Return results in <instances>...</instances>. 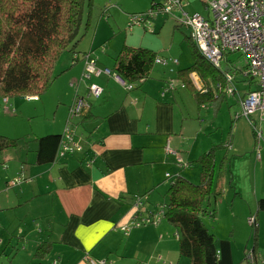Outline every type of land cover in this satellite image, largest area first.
<instances>
[{"label": "crops", "instance_id": "0c3cea01", "mask_svg": "<svg viewBox=\"0 0 264 264\" xmlns=\"http://www.w3.org/2000/svg\"><path fill=\"white\" fill-rule=\"evenodd\" d=\"M107 1L106 5L98 7L96 18L93 11L82 50L69 51L68 64L60 67L63 78L60 84L67 95L59 102L62 110L69 109L77 97L86 102L83 111L72 120L75 140L82 146V151L56 157L50 163H37V139L50 134L61 135L67 118L62 122V131L28 138V146H21L16 140V145L9 147L11 149H0V264H90L89 260H106L107 264H151L153 251L168 249L167 239L163 242L162 235L168 227L161 220L156 226L122 234L120 228L132 217V201L136 196H145V208H155L160 198L166 196L173 177L189 181L200 179L201 166L197 161L209 152L214 153V178L219 180L223 175L225 187L220 191V200L215 201L213 219L209 222L211 226L220 224V208L232 217L229 233H224L223 226L218 225L211 230L216 238L218 264H255L258 259L264 264L261 249L264 213L257 209L258 200L264 198V133L263 141L257 146L249 123L250 129L246 128L245 133L238 129L237 133L232 131L231 125L230 133L226 137L221 133L216 141L220 129L217 118L225 112L224 106L229 108L235 102L239 106L238 96L255 89V84L242 77L237 80L232 72H240L232 65H226L223 72L234 77L237 91L236 95L228 96L219 89L224 77L221 70L211 68L214 70L212 75L185 73L182 70L187 68H181L179 61L176 64L168 62V66L153 64L149 77L135 84L132 90L111 76L86 79L82 61L85 53L95 58L99 67L107 69L113 68L114 58L125 45L152 51L158 58H167L165 54H158V43L147 35L159 32L166 15L150 21L151 32L146 25H141L127 27L132 30L129 36L120 33V25H127L129 15L147 8L152 0ZM196 1L186 0L185 10L200 15L206 12L207 15L203 1L198 0L200 12L194 4ZM109 12L111 19L108 21L104 18ZM119 20L122 23H118ZM183 29V37L189 41V33ZM139 37L140 44L127 42L130 38L137 42ZM190 42L188 47L192 54L195 46L191 39ZM171 80L174 88L166 89ZM190 81L197 92L209 93L205 100L199 102L192 88L186 90L184 84ZM236 82L242 83L240 91ZM91 83L104 90L98 99L88 96ZM46 95L30 98L37 99L46 108ZM3 99L1 104L9 110L10 100L4 102ZM211 109L213 118L210 117ZM260 117L264 119V113L262 116L255 114L253 119L259 122ZM26 118L31 120L33 117ZM241 118L239 106L231 123ZM225 144L229 146L225 147ZM219 152H222V158L218 169L216 156ZM189 166H196L199 173L192 174ZM240 167L243 188L234 179ZM18 177H22L21 182L11 185L10 182ZM232 208L235 209L231 211ZM251 216L256 219L257 236L251 262L247 258L246 263L245 258H241L243 241L239 239V225L247 229L249 237V224L245 220ZM204 223L210 230L208 221Z\"/></svg>", "mask_w": 264, "mask_h": 264}, {"label": "trees", "instance_id": "16d2710c", "mask_svg": "<svg viewBox=\"0 0 264 264\" xmlns=\"http://www.w3.org/2000/svg\"><path fill=\"white\" fill-rule=\"evenodd\" d=\"M92 10L91 0H0V100L15 96L23 98L43 95L56 80L54 67L62 53L66 51L75 53L74 48L79 39L90 28ZM195 48L193 47L192 53L193 64L182 71L212 75L214 70L210 68L213 67ZM87 56L91 57L89 53L82 56L83 63ZM155 58L156 54L152 51L125 45L114 58L113 68L110 70L127 84H134L132 88L134 89L135 84L149 77ZM165 66H168V63ZM221 81L224 85V77ZM223 85L219 87L221 91ZM184 86L190 90L192 88L194 97L199 102L209 95L197 92L191 81L186 82ZM173 88L171 80L166 89ZM60 136L50 134L37 139L38 164L55 160ZM15 145L16 140L0 136V149ZM226 146L229 144H225ZM213 154V152L204 154L197 161L201 166L197 184L179 176L170 180L166 191V203L149 209L144 205L145 196H136L132 201L131 220L125 224L129 231L124 234L120 228V232L129 235L133 229L156 226L153 222H141L135 226L134 217L137 215L139 221L152 220L157 210L162 208L164 211L162 219L177 230L179 255L187 258L189 264H218L215 235L206 226L205 221L203 222L204 217L212 218L214 215V210L209 204L210 197L214 196L215 202L218 194L222 196L214 187ZM166 177L170 178L169 175ZM257 209L259 213H264V198L258 200ZM252 227L256 232V219Z\"/></svg>", "mask_w": 264, "mask_h": 264}, {"label": "built area", "instance_id": "2783aa9c", "mask_svg": "<svg viewBox=\"0 0 264 264\" xmlns=\"http://www.w3.org/2000/svg\"><path fill=\"white\" fill-rule=\"evenodd\" d=\"M207 16L198 13L190 14L185 10L186 0H154L152 6L141 15H133L129 18L127 27L146 25L151 32L150 21L159 15H171L177 25L185 28L191 41L213 68L221 70V66L227 60V54L240 52L246 55L248 65L244 71H239L242 79L251 80L255 89L250 90L244 96H238L241 117L246 119L252 128L254 138L258 144L263 141L264 119L260 117L259 122L253 119L255 114L264 113V0H202ZM177 63L176 60L156 57L154 64L166 65L168 62ZM84 74L86 79L99 77L100 75L111 76L120 85L131 90L133 84H127L118 74L110 69L97 65V60L87 56L84 60ZM225 83L223 90L228 96H234L237 91L234 87V77L224 74ZM102 87L91 83L88 86V96L98 99L102 96ZM33 99L30 97H23ZM7 102V99H3ZM86 106L83 98L77 97L69 106L67 123L60 136V147L56 157L62 158L67 155L81 152L82 146L75 142V128L72 120L79 116ZM168 152L172 151L167 147ZM22 177L13 179L10 184L20 183ZM139 203V202H138ZM139 204H137L138 207ZM163 209L160 208L153 215V219L138 220L134 217V225L141 222H153L159 224L162 219ZM250 226L255 225V217L248 218ZM121 231L127 234L129 228L121 227ZM90 264H107L106 260L90 261Z\"/></svg>", "mask_w": 264, "mask_h": 264}, {"label": "rangeland", "instance_id": "374dc122", "mask_svg": "<svg viewBox=\"0 0 264 264\" xmlns=\"http://www.w3.org/2000/svg\"><path fill=\"white\" fill-rule=\"evenodd\" d=\"M93 4V10L91 15L93 14V11L95 12V18L97 15V10L98 7L101 4L106 5L108 1L104 0H91ZM154 0H152L151 4L146 8L144 7L142 10L139 12H135L129 16L132 15H141L144 14L151 6ZM127 3H129V0H126ZM197 6V11L200 12L202 10L200 6V2L197 0L194 3ZM187 7V5H186ZM185 7V8H186ZM190 14H193L192 12L188 11ZM199 14V13H198ZM206 12H203L202 15H205ZM207 16V15H205ZM161 18V17H160ZM166 20L164 24L162 25L161 29L157 34H147L150 39L158 43V54H165L166 59L174 60L177 59V61L180 62V67L181 68H188L193 64V55L190 53V49L188 47V44L191 43L190 39L189 41L185 40L183 37L184 34V29L183 27H180L177 25L175 19L171 15H166L164 17ZM105 20L108 19V21L111 19L110 17V12ZM129 20V19H127ZM128 22V21H127ZM118 23H122V21H118ZM264 23V20H263ZM121 27V32L123 35H130V31L127 28V25L125 26L124 23L120 25ZM116 30L117 27H116ZM134 32H137L135 28L133 29ZM139 31V30H138ZM88 33V30L84 33V36H82L79 39L78 44L74 48L75 51L77 50H82V44L85 41L86 34ZM118 33V31H117ZM146 33V32H145ZM188 38V36H187ZM140 37L138 38V41L134 38H130L127 42L129 43H135V44H140ZM183 40L185 42H183ZM69 51L63 52L60 58L58 59L57 63L55 64L54 67V75H56V82L55 85L52 88H49L43 95L39 96H45L46 95V108H44L43 104L38 101L37 99L32 100V99H24L22 97L15 96L13 98H9V110H5L4 108L6 105L1 104L2 100H0V136L8 138V139H13L17 140L18 144L23 146L27 145L28 146V138L31 137H36V136H43L46 134L50 133H55L62 131L63 127L65 126L63 124L62 127V122L67 118V110L65 109L62 110V106H60L59 102L63 99H66L67 95L64 92V88L61 86V81L63 80L62 77H60V67L62 64H68L67 57H68ZM111 61V59H109ZM162 65V64H161ZM226 65H232L234 69H237L238 71H244L245 68L248 65V59L246 55H241L240 52L232 53V54H227V61L224 62L221 66V70H225ZM210 68V67H209ZM110 69V68H109ZM211 69V68H210ZM233 76L239 80L241 78V75L237 72H232ZM54 83V82H53ZM242 86V83L236 82V87L240 91ZM168 87V85H167ZM51 89V90H50ZM59 89V90H58ZM50 90V91H49ZM188 90V87L186 88ZM233 101L235 99L233 97H230ZM37 102V103H36ZM225 112L222 111V114L220 113L218 115V125L220 129H218V134L216 135V141L218 140V137L221 135V133L224 134L226 137L227 133H230L231 131V125L233 126L232 131H236L237 129L240 130L242 133H245V129L248 128L250 129L248 122L246 119L241 118L238 121H235L231 123L232 117L235 114V112L239 111V106L238 103H234L231 107H227L226 105L224 106ZM14 110V111H13ZM212 116L213 118V112L212 109L210 111V117ZM26 117H33L31 120ZM26 118V119H25ZM209 123V122H208ZM220 131V133H219ZM232 133V132H231ZM215 134V133H214ZM215 137V136H214ZM213 137V138H214ZM31 145V144H30ZM11 149V148H8ZM14 151V150H13ZM12 152V151H11ZM221 155L222 152H219L216 156V161L218 162L216 166L219 165V162L221 160ZM231 154L229 155V157ZM182 162H186L185 159L182 160ZM236 165V163H234ZM194 165V164H192ZM197 166V165H196ZM196 166H189V168L192 169L191 173L192 174H198L199 169ZM199 167V166H198ZM219 169V166L217 167ZM248 177V171L244 174V178L246 179ZM234 179L237 184L240 185V182L243 181V175H242V169L241 167L236 170L234 174ZM192 183L197 184L199 182V179L196 180H190ZM223 175L220 177V179H215L214 180V187L217 191H221L225 187H223ZM218 183H220L218 185ZM241 186V185H240ZM242 187V186H241ZM243 188V187H242ZM232 192H230L231 194ZM224 196V193H223ZM214 196H211L209 199V204L210 207L214 209L215 202L213 200ZM216 200L219 201L220 196L219 194L216 196ZM223 198V197H222ZM166 196L160 198V202L158 204H164L166 203ZM216 201V203H217ZM235 209V208H234ZM233 208L231 211L234 210ZM251 215H255L252 213ZM219 216L220 219L222 217V221L220 224L218 223H213L211 226V223L209 220H212L213 217H204V221H208V224L210 226V231L212 228H215L216 225L217 227L223 226V232L224 233H229L230 232V226H232L231 221L232 217L229 213H227L223 208L219 209ZM248 218V217H247ZM163 223L167 225V231L163 232L162 235L164 236L163 242H165V239L167 244H168V249L164 251H153L152 256L150 258V263L151 264H178V261L180 260V264L186 263L189 264V260L184 257L179 256L178 252V241H177V235H176V228L170 225L164 218L162 219ZM248 223V219H246ZM161 222V221H160ZM249 224V223H248ZM247 224V225H248ZM240 226V238L243 241V245H241V258H245L246 263L251 262V257H252V250L255 246V238H256V232H254V228L250 227L248 225V231L250 233V236L248 237L246 235L247 229H245L241 224ZM137 230V229H136ZM236 236L238 235V231L236 230ZM230 235V234H229ZM160 236L158 232V237ZM238 239V241H239ZM247 240V241H246ZM172 242V243H171ZM141 247H147L146 245H141ZM146 248H141V250H144ZM256 249V248H255ZM262 252L264 253V235H263V240H262V245H261ZM237 247H235V251L237 252ZM159 256L162 257V260L159 259ZM255 257L258 258V254L255 252ZM248 258V261L246 259ZM255 264H261V261L258 259V262Z\"/></svg>", "mask_w": 264, "mask_h": 264}, {"label": "bare ground", "instance_id": "6f19581e", "mask_svg": "<svg viewBox=\"0 0 264 264\" xmlns=\"http://www.w3.org/2000/svg\"><path fill=\"white\" fill-rule=\"evenodd\" d=\"M75 142H78V141H75ZM61 145L59 144V147H60Z\"/></svg>", "mask_w": 264, "mask_h": 264}]
</instances>
